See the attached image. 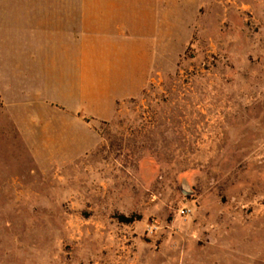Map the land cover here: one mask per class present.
I'll return each mask as SVG.
<instances>
[{
	"label": "rangeland",
	"instance_id": "374dc122",
	"mask_svg": "<svg viewBox=\"0 0 264 264\" xmlns=\"http://www.w3.org/2000/svg\"><path fill=\"white\" fill-rule=\"evenodd\" d=\"M121 9L145 84L108 115L31 148L0 102V264H264V0Z\"/></svg>",
	"mask_w": 264,
	"mask_h": 264
},
{
	"label": "crops",
	"instance_id": "0c3cea01",
	"mask_svg": "<svg viewBox=\"0 0 264 264\" xmlns=\"http://www.w3.org/2000/svg\"><path fill=\"white\" fill-rule=\"evenodd\" d=\"M124 1L0 0V102L31 148L39 134L65 148L79 109L106 116L144 86V35Z\"/></svg>",
	"mask_w": 264,
	"mask_h": 264
},
{
	"label": "trees",
	"instance_id": "16d2710c",
	"mask_svg": "<svg viewBox=\"0 0 264 264\" xmlns=\"http://www.w3.org/2000/svg\"><path fill=\"white\" fill-rule=\"evenodd\" d=\"M138 218L139 217L135 216V215H131V216L118 215L117 216V220L120 223H124V224L132 223V222L138 220Z\"/></svg>",
	"mask_w": 264,
	"mask_h": 264
},
{
	"label": "water",
	"instance_id": "95a60500",
	"mask_svg": "<svg viewBox=\"0 0 264 264\" xmlns=\"http://www.w3.org/2000/svg\"><path fill=\"white\" fill-rule=\"evenodd\" d=\"M184 192H186V191H184Z\"/></svg>",
	"mask_w": 264,
	"mask_h": 264
}]
</instances>
